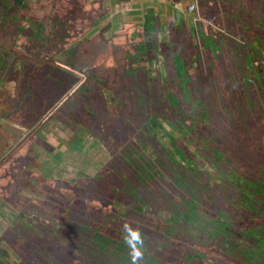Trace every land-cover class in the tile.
<instances>
[{"label": "rangeland", "instance_id": "rangeland-1", "mask_svg": "<svg viewBox=\"0 0 264 264\" xmlns=\"http://www.w3.org/2000/svg\"><path fill=\"white\" fill-rule=\"evenodd\" d=\"M17 1L0 5V264H264V245L238 252L258 232L178 216L198 197L264 229V0Z\"/></svg>", "mask_w": 264, "mask_h": 264}, {"label": "flooded vegetation", "instance_id": "flooded-vegetation-1", "mask_svg": "<svg viewBox=\"0 0 264 264\" xmlns=\"http://www.w3.org/2000/svg\"><path fill=\"white\" fill-rule=\"evenodd\" d=\"M8 1L11 4L10 6L9 5H3L1 2H0V5L3 7H8L10 9L13 8L12 6L16 5L15 7H17V9L14 11H18V10L23 11V9H22L23 2L21 4L19 2V4H18L17 0H8ZM1 11L3 12L4 10L0 9V13H1ZM13 151L14 150H12V152ZM3 155H5V154H3ZM6 158H8V156H6ZM3 161H0V165H2ZM187 204L189 207L187 206L185 208V210H182V212H180L178 214V216H180L183 219V221L186 220L187 222H189L190 227H192V225L196 226V228L199 229V231H201L203 233H208V232H211L213 234L220 233V235L222 236V239H225L228 235H231L230 232H232V231H234L235 234H240L242 236L248 235L250 237H252L253 234L255 236V233L258 232V235L256 237V242L254 240L253 243L246 245L247 247H244L243 249L242 248L239 249L238 252H239V254L242 253L245 256H249V255L250 256L251 255L258 256L259 252H261V249H263L264 241L260 236V234L264 232V229H262V227H258L256 229H254L252 227H247V225L241 224V223H239L238 226H236V228H235V226H233V228H232L228 224H226V226H225V224H222V222H220V220L225 219V217L224 218L222 217V215H224V211H219L217 213H211V214L207 213V210H203L204 209L203 206L199 205L198 197H193V200H191V202H188ZM205 213H207L208 215H206ZM197 214H199V216H194ZM168 229H170V227H168ZM227 229H231V230H227ZM185 231L186 232L187 231H193V229L188 228ZM252 238L254 239V237H252ZM232 247H235V245H232ZM192 250H194V251L191 253L185 254L184 259L189 260L193 255H195V257H200V255L196 253V250L194 248H192ZM242 254H240L241 258H242Z\"/></svg>", "mask_w": 264, "mask_h": 264}]
</instances>
